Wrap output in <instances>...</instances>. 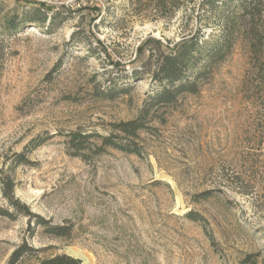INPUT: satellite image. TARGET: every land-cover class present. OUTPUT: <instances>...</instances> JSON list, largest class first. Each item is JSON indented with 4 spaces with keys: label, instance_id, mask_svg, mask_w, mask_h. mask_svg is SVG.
I'll list each match as a JSON object with an SVG mask.
<instances>
[{
    "label": "rangeland",
    "instance_id": "obj_1",
    "mask_svg": "<svg viewBox=\"0 0 264 264\" xmlns=\"http://www.w3.org/2000/svg\"><path fill=\"white\" fill-rule=\"evenodd\" d=\"M167 2L0 0V166L33 212L72 227L55 237L0 215V264L24 240L84 264H264V63L245 33L199 93L158 108L141 155L109 147L83 159L66 142L68 131L108 133L139 114L155 84L124 74L146 58V38L213 32L205 0ZM34 6L46 24L26 22ZM38 135L46 141L26 151Z\"/></svg>",
    "mask_w": 264,
    "mask_h": 264
},
{
    "label": "trees",
    "instance_id": "obj_2",
    "mask_svg": "<svg viewBox=\"0 0 264 264\" xmlns=\"http://www.w3.org/2000/svg\"><path fill=\"white\" fill-rule=\"evenodd\" d=\"M168 0H156L157 7H166ZM177 0H171L175 3ZM179 1V0H178ZM207 8H203L204 25L212 27L208 36L199 31L189 36H183L178 42H163L155 37H148L139 46V52L147 53L140 67L131 73L124 74V79H139L150 76L155 88L149 93L139 114L126 121L111 123L108 133L83 131L81 129L66 132V142L74 156L87 158L86 151L101 154L107 148H115L128 153L141 155L138 139L144 130L149 129L150 122L158 108L174 105L187 94H197L201 91L204 80L214 69L223 63L232 53L237 41L245 33L252 39L255 55L264 63V25L257 23L264 14V0H205ZM182 4H175L180 9ZM26 22L46 24L49 14L42 8L34 6L26 12ZM52 19V18H51ZM55 17L53 21H55ZM94 49L92 53H94ZM116 64L121 65L119 62ZM127 86L116 90V94H127ZM46 137L38 135L25 146L26 151L40 147ZM16 163L27 162L25 152L15 155ZM17 182L13 175L0 166V195L5 204L0 203V215L12 220L25 216L29 228L43 227L44 231L55 237H66L71 234L72 227L54 224L41 214L33 212L29 205L16 196ZM212 192L205 191L201 197L207 199ZM193 220H199L194 212H189ZM46 247L36 248L24 240L13 251L8 264H84L81 258L68 253H56L42 257L40 253ZM254 264L255 260L249 259Z\"/></svg>",
    "mask_w": 264,
    "mask_h": 264
}]
</instances>
